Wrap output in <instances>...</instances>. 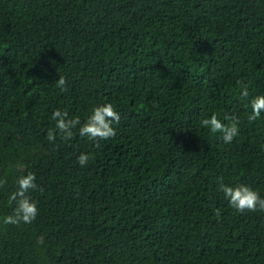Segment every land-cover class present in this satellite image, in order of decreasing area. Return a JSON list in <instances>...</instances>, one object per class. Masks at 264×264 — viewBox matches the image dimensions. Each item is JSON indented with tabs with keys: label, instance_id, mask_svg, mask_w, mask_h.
Instances as JSON below:
<instances>
[{
	"label": "trees",
	"instance_id": "1",
	"mask_svg": "<svg viewBox=\"0 0 264 264\" xmlns=\"http://www.w3.org/2000/svg\"><path fill=\"white\" fill-rule=\"evenodd\" d=\"M258 95L264 0H0V218L28 172L39 212L0 222V264H264V212L218 191L264 198ZM105 103L114 138L47 140L57 109L83 123ZM213 113L240 120L231 144L201 127Z\"/></svg>",
	"mask_w": 264,
	"mask_h": 264
},
{
	"label": "clouds",
	"instance_id": "2",
	"mask_svg": "<svg viewBox=\"0 0 264 264\" xmlns=\"http://www.w3.org/2000/svg\"><path fill=\"white\" fill-rule=\"evenodd\" d=\"M236 83L237 87L241 89V96L247 98L249 96L248 85L240 80ZM55 84L62 92L68 90L67 80L64 76H60V79ZM250 107L251 114L248 116V120L256 121L264 113V95L255 96L251 100ZM51 118L56 123L55 128H50L47 132L46 138L49 142L55 143L57 133H59L63 141L67 142L73 138L76 134L74 130L78 128V135L81 138L86 137L88 140L96 142L97 146L100 141H107L116 136L117 132L113 127V123L118 124L121 119L112 103L94 106L91 109V114L83 123H81L79 116L69 118L68 112L61 109H57ZM223 120L229 123L225 124L217 114L213 113L210 117L202 118L200 125L213 134H220L225 144H231L239 134L238 125L240 120L235 115H225ZM90 159L92 157L89 154L81 153L77 163L84 167ZM36 179L35 173L32 172H28L17 179V189L9 195L8 201L9 204H14L15 207L11 214L0 218V222L3 225L18 226L21 223L30 224L36 219L39 214L38 207L29 195L30 191L38 189ZM6 183V179H0V188H3ZM218 191L224 194L229 206L239 213L264 212V198L261 197L258 191L253 190L249 186L239 184L232 187L221 183ZM215 214L219 217L221 215L220 210L216 209Z\"/></svg>",
	"mask_w": 264,
	"mask_h": 264
}]
</instances>
